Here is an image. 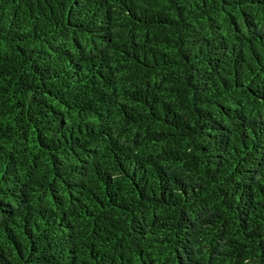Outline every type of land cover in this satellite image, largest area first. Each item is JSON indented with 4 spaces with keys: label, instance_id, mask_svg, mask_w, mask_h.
I'll return each instance as SVG.
<instances>
[{
    "label": "trees",
    "instance_id": "obj_1",
    "mask_svg": "<svg viewBox=\"0 0 264 264\" xmlns=\"http://www.w3.org/2000/svg\"><path fill=\"white\" fill-rule=\"evenodd\" d=\"M0 264H264V0H0Z\"/></svg>",
    "mask_w": 264,
    "mask_h": 264
}]
</instances>
